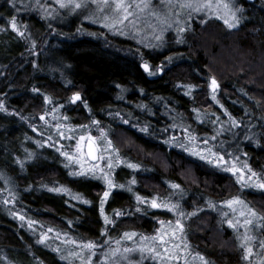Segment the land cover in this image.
<instances>
[{"label": "trees", "instance_id": "16d2710c", "mask_svg": "<svg viewBox=\"0 0 264 264\" xmlns=\"http://www.w3.org/2000/svg\"><path fill=\"white\" fill-rule=\"evenodd\" d=\"M238 3L237 28L215 16L193 18L179 40L168 35L156 48L79 13L58 8L49 18L31 0H0V264H81L78 257L61 256L88 241L99 246L92 260L100 264L108 248L140 245L160 221H172L173 212L140 203L137 194L172 203L171 195L186 214L181 220L188 248L170 264H203L200 256L209 264H264L263 257L244 259L233 231L208 206L238 196L264 217V189L242 187L225 163L217 166L185 150L208 155L210 148L225 161L240 159L264 180V0ZM13 15L23 36L10 27ZM145 61L154 75L141 67ZM212 77L219 84L216 100ZM75 92L82 99L72 102ZM144 127L147 132L140 131ZM100 129L123 161L111 172L125 187L114 188L105 203L113 221L108 225L100 213L104 182L70 175L77 167H65L62 155L76 135L101 142ZM133 178L137 182L130 184ZM256 182L252 178L251 185ZM61 187L68 191L51 190ZM261 224L257 219L254 227L259 243ZM126 232L137 235L127 240ZM41 234H47L44 243L38 242Z\"/></svg>", "mask_w": 264, "mask_h": 264}, {"label": "snow or ice", "instance_id": "6c2138e0", "mask_svg": "<svg viewBox=\"0 0 264 264\" xmlns=\"http://www.w3.org/2000/svg\"><path fill=\"white\" fill-rule=\"evenodd\" d=\"M11 2V0H10ZM163 3V0H161ZM56 3L59 5L61 9L71 7L72 10L75 12L77 9L87 8L89 6L94 5L95 11L93 15L85 16V19L93 20L94 22H97L96 17L97 14L102 15L103 19L99 22L103 23L104 26L110 30L117 29V25L120 26H127V24H132L133 27L136 23L139 22V15L143 14L149 9H153V5L151 0H132V3H129L128 0H56ZM235 0H216L215 6L211 3V0H204L203 3H200L199 0H178V6L180 9L189 8L192 9L194 12H201L204 11L206 8L210 10V15H215L218 19L222 20L223 23L227 26L229 29H235L241 24V16L238 15L242 11L241 8L234 7ZM169 4H171V0H169ZM215 8V11H212V9ZM223 9V13H221L219 10ZM171 12V9H169ZM51 15V13H49ZM151 15L156 17L160 24L163 25L160 27L159 35L155 36V39L157 41H161L163 39V33L167 30L168 27H172V25L169 23L168 19L166 17H161L157 11L152 10ZM191 17V13H189V18ZM127 22V24H126ZM179 23V20L177 21ZM203 23V21H202ZM10 27L16 31L19 35L23 36L24 33L20 31V28L18 26L17 17L13 15L10 18L9 21ZM26 27V25H25ZM0 30H3L0 28ZM186 29L184 27L177 28L178 33V40H179V33H183ZM121 34H124L121 32ZM151 46V45H149ZM141 67L143 70L148 73V75H154L155 73L151 71L150 64L145 61ZM189 90L193 88V85H187L185 86ZM219 88V84L215 77L211 78L210 81V89L212 92V99L216 100V91ZM33 91L38 92V89H33ZM188 94H191L190 91ZM49 97L45 96V101H49ZM82 99L81 94L79 92L73 93L71 96V101L76 102L80 101ZM219 101H217L218 103ZM2 102H0V108H2ZM85 107H87V104H85ZM142 107V106H141ZM194 111H199L197 109H194ZM119 115V113H117ZM41 119H44L42 116ZM98 121H93V124H98ZM124 123H128L127 120L124 121ZM233 126H235L238 122L235 121V119H232ZM175 126V125H173ZM60 126H58L59 128ZM85 127V126H80ZM135 127V125H134ZM222 130V129H221ZM140 131L147 132V127L141 128ZM187 131V129L185 130ZM63 133H61L62 135ZM100 138L103 140H106V146L104 148H100V152L108 153V160L109 163L107 165V170H105L104 167L100 166L99 164L95 163H87L84 155L81 153L79 155L74 152L73 154H69L67 152H62V155L67 157L68 163L65 165V167H70L73 164L79 165L78 170H74L70 172L69 174L72 176H81V177H91L93 179H99L102 180L106 186V190L103 192L101 199H100V213L103 217L105 225H108L112 223V219L108 215L105 214L104 206L105 203L108 201L109 196L112 193V190L114 188H124L125 185L123 184H117L114 180V177L112 176L111 172L112 169L116 166L112 163V154L115 153V155L119 156V149H117L113 142L110 139H106L108 133L104 129H100ZM85 137H80V140H84ZM89 144H88V153L87 156L93 160L98 161L102 160L105 157L103 155H97V146H96V137L88 136L87 137ZM190 139L195 140V137H190ZM215 139V137H213ZM205 145H207V140L203 141ZM182 146V145H180ZM186 151H190L192 155L200 156L201 159L208 160L209 163H215L217 166H223L224 164V157L220 155L219 153L213 152L210 148L205 149L208 153V155H205L203 151H193L192 149L186 148ZM77 151H79V143L77 145ZM215 158V159H213ZM118 163H123V161H117ZM128 167L136 169L140 166L138 164H132L129 163ZM244 167L247 169L248 172L251 173V177H249V180L252 178H257V182L254 185H250L248 183H245V176L243 174L238 175V182L241 183L242 187H248V186H254L259 189H264V180L259 179L258 174L254 171H252L251 167L248 166L246 163ZM226 171L232 172L233 174L241 173L242 170L238 169L233 163V166L231 168H225ZM137 181L135 178H133L129 183L135 184ZM172 187L174 189H179L180 185L178 184H172ZM54 192H61V191H68L67 189L61 187V188H53L51 189ZM129 191H131V187L128 188ZM75 199H81L79 195L74 197ZM136 200L140 203H146L150 204L152 208H164L171 212L177 213L178 217L183 218L186 214L182 211H179V205L178 204H172L167 200H161L158 196L153 197L150 201L146 198L140 196L139 194L136 195ZM8 201H5L7 203ZM84 203H90L88 200H84ZM225 203L228 206H232L233 204L240 203L243 204L244 202L240 200V198L233 197L232 199L225 201ZM209 207L214 208L215 205L209 202ZM247 207V205H245ZM140 209L138 208L137 211ZM115 216H121L123 213L119 210H114ZM195 211L191 213H187L188 216L195 215ZM226 215V214H225ZM241 216H244L245 213L241 212ZM248 215L250 218L245 219L244 224L245 226L252 225L255 219L264 220V217L258 216L255 210L249 209ZM21 219H24V217H21ZM227 224L235 228L236 224H234L231 220L226 221ZM161 225L163 226L165 224L164 221H160ZM169 225V228L171 229V237L172 239L177 237V233L179 232L182 237L183 244H174L171 248L169 247H163V251H160V247L156 244V241L159 240V245L164 246L168 243V241L165 239L166 236H169L168 231H165L163 227L161 229H157V236H153L151 238L149 237H141L142 241H148L151 240L152 243H143L140 245H137L134 248H121L119 246L115 248H108L107 251H104L102 253V264H123V261H128L129 264H132V261L130 259L129 254L134 252L140 253V261L136 262V264H142V261L146 258H150L153 261L159 260L160 264H170L172 261H178L182 257L179 255V251H186L188 248V244L186 242V237H183L184 232V224L182 223V220L180 218L175 220V227L172 226V222H167ZM32 222L29 221V227H31ZM260 227L264 229V224H261ZM49 231H52L49 229ZM106 234V228L102 229V235ZM137 234L135 232L131 233H124V237L127 240H132L134 236ZM47 239V234H41L40 243H44ZM255 237L249 236L247 233H245L241 244L244 246L245 256L244 259L249 258L253 254V248L251 244L248 242L251 240H254ZM68 243L69 241H65ZM71 244L76 245L77 241L75 239L70 241ZM107 243V242H106ZM117 245L120 244V241L115 242ZM259 246L261 249H264V240H261L259 243ZM99 246L94 241H88L86 243H81L79 245V250L75 252H70L69 256H61V259H69V257H78L80 259L81 264H94L92 260V256L96 254V250ZM55 251L60 252V248H56ZM88 253H91L89 255ZM145 253L148 254L147 257H145ZM199 255V254H197ZM201 261L203 264H209V262L203 257L200 256Z\"/></svg>", "mask_w": 264, "mask_h": 264}, {"label": "rangeland", "instance_id": "374dc122", "mask_svg": "<svg viewBox=\"0 0 264 264\" xmlns=\"http://www.w3.org/2000/svg\"><path fill=\"white\" fill-rule=\"evenodd\" d=\"M25 1H28V0H25ZM31 1H32L33 5L40 7L41 10L44 12V14L49 18L54 17L57 14L56 12H59L58 8H60V7L56 3V0H31ZM128 2L132 3V0H128ZM151 2L153 5V9H149L143 14H138L139 15V22L136 23L134 27L132 24H127V22H126L127 26L117 25V29H119V30H116V29L110 30V29L106 28L103 23L99 22L103 19L102 15H99V14H97V17H96L97 22H94L93 20H88V19H86V20L91 21V22L98 24L100 26H103L104 28H106V29H108L114 33H117V34H121V32H123L124 34H121V35H125L127 37H130L133 40L137 41L138 43H140L144 46L151 45L152 47L161 48L165 44L164 42H165V39H167L168 35H170L172 40L177 41L178 40L177 28H179V27L186 28L187 24L189 23V21L191 19H193V18H207V17L215 16V15H210V10L207 8L201 12H194L192 9H189V8L180 9L178 6V0H171V4H169V0H163V3L161 2V0H151ZM199 2L203 3L204 0H199ZM229 2H231V0H229ZM211 3L213 4V6H215L216 0H211ZM234 7L240 8L238 0H235ZM63 9L68 14H74V13L82 14V17L84 18L85 16L93 15V13L95 11V6L92 5V6H89L87 8L77 9L75 12L72 10L71 7L63 8ZM169 9H171V12L169 11ZM152 10L157 11L161 17H166L168 19L169 23L172 25V27H168L167 30L163 33V39L161 41H157L155 39V36L160 34L159 29L163 25L160 24L159 20L156 17L151 15ZM212 11H215V8H213ZM219 11L221 13H223L224 10L221 8ZM49 13H51V15H49ZM189 13H191L190 18H189ZM238 15H239V13H238ZM178 20H179V23H177ZM181 35H182V33H179V38ZM63 131H64V129H63ZM63 131L61 130L59 132L58 136L60 138H63V136H64L63 134L61 135V133ZM82 136L85 137V139L81 141L80 137H82ZM88 136H90V135H88V134L76 135L74 137L73 145L71 146L72 148H68L67 150H65V152H67L69 154H73L74 152H76L77 155L82 153L84 155L86 162L90 163L87 160V158L85 156V152H84V146H85V142H86ZM78 143H79V151H77ZM96 146H97L98 151H99L100 148H104L106 146V140L101 139V142H99V143L96 140ZM99 155H103L105 158L102 160H98L97 162H95V164H99L100 166L104 167L105 170H107V165L109 163L108 153H104V152L99 151ZM63 157H64V164L66 165L68 163L67 157L64 155H63ZM112 157H113L112 163L117 165L118 164L117 156L113 153ZM224 163H225L226 168H231L233 166V163H235L236 167L238 169L242 170L241 173H237V176L240 174H243L245 176V183H248L251 185L252 179L249 180V177H251V175L247 173L246 168L244 167L245 164L240 159H234L232 161H225ZM71 166L77 167V170L79 169V165L73 164ZM173 194H176V192H174ZM169 200H171L172 204H176L173 201V197L171 198V195L169 197ZM245 205H247L245 202L243 204H240V203L233 204L231 207L228 206L226 203L216 204L214 209L221 215V217L224 220V223L233 231V233L235 234V237L237 238L240 246L243 248V251H244V246H242L241 241H242L245 233H247L249 236L255 237L254 240H251L248 242L249 244H251V246L253 248V254L250 257H252V258L253 257H259V258L263 257V259H264V249L260 248L259 242L257 241L256 235H255L254 227L257 225V219L253 218V220H254L253 224L249 225L247 227L244 224L245 219L250 218L248 215V212H249V209H251L248 205H247V207H245ZM241 212L245 213V215L241 216L240 215ZM172 216H173L172 217L173 219L171 221L172 226L175 227V220L178 218L181 219V217H178L177 213H175V212H173ZM227 220H231L234 224H236V227L235 228L230 227L226 222ZM162 227L165 231H168L169 236L165 237V239L168 241V243L164 246L159 245V240L156 241V244L160 247V251H163V247H165V246L171 248L174 244H181V245L183 244L182 243V237H181V234L179 232L177 233L176 238H174V239L170 238L171 237V229L169 228V225L167 222H165V224L163 226L160 224L158 229H161ZM157 235H158V233L156 232V234L154 236H157ZM140 243L141 244H143V243L151 244L152 241L151 240H148V241H142L141 240ZM185 252L186 251H179V255L181 257H183ZM144 255H145V257L148 256L147 253H145ZM244 255H245V251H244ZM129 256H130V259L132 261V264H136V262L140 261V253L139 252L130 253ZM147 259L148 258L144 259L142 261V264ZM100 264H102V262ZM123 264H129V262L123 261Z\"/></svg>", "mask_w": 264, "mask_h": 264}, {"label": "water", "instance_id": "95a60500", "mask_svg": "<svg viewBox=\"0 0 264 264\" xmlns=\"http://www.w3.org/2000/svg\"><path fill=\"white\" fill-rule=\"evenodd\" d=\"M247 1H250V2H251V1H254V0H247ZM88 144H89V141H88V139H87L86 142H85V146H84L85 156H86L87 160H88L90 163H95V162H97V161H93V160H91V159L87 156V153H88ZM96 154L99 155L98 148H97V152H96Z\"/></svg>", "mask_w": 264, "mask_h": 264}]
</instances>
